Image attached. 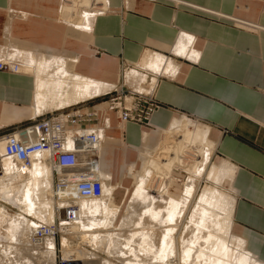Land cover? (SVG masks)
<instances>
[{"label": "crops", "instance_id": "crops-1", "mask_svg": "<svg viewBox=\"0 0 264 264\" xmlns=\"http://www.w3.org/2000/svg\"><path fill=\"white\" fill-rule=\"evenodd\" d=\"M62 6L63 2L61 17ZM58 8V0H0V60L12 62L23 52L24 64H29L32 52L55 56L65 59L73 73L115 86L119 66L137 68L146 54L164 57L153 72H159L154 87L158 107L151 119L153 130L165 133L175 119L182 117L208 127V140L221 162L218 166L225 163L232 171L228 184L234 195L230 233L264 264V0H105L88 30L63 19L75 31L58 21ZM83 40L89 51L61 53L65 48L81 49ZM35 84L30 72L0 70V138L29 125L42 110L54 106L42 103L38 108ZM95 98L86 99L90 101L85 106H101L112 123L110 112L102 107V98ZM138 127L126 123L119 142L138 144ZM143 139L144 144L152 142L148 133ZM107 140L101 150L102 171L111 181V156L117 142ZM111 185L114 205L128 207L136 188L123 189L132 193L117 205L114 199L119 189ZM122 217L116 216L113 225L120 221L114 227L121 226ZM233 225L240 236L232 233ZM121 232H113L106 244L98 243L95 249L102 244L111 251L110 257L120 261L118 257L127 254L124 250H132L126 247L132 239L136 246L129 244L140 252L139 237H132L131 231L124 237ZM92 251L80 252L82 264L87 257L103 258ZM178 257L180 260L181 251Z\"/></svg>", "mask_w": 264, "mask_h": 264}, {"label": "bare ground", "instance_id": "bare-ground-1", "mask_svg": "<svg viewBox=\"0 0 264 264\" xmlns=\"http://www.w3.org/2000/svg\"><path fill=\"white\" fill-rule=\"evenodd\" d=\"M71 1L70 6L67 3H63L65 8L63 5L61 13L64 18H62L83 30L90 29L94 16L100 9H103L102 6L105 3V0ZM98 4H101V6H97ZM75 7L78 8L79 12L71 14L72 9ZM10 56L13 57V55ZM23 56L25 57L26 55ZM29 57V64H23V69L20 66L19 70L21 72L25 70L30 72V75H34L38 108H40L42 103H46L59 106L62 109L64 105L103 95L106 93V88L111 87L73 73L69 70L67 63L64 62L65 59L63 61L58 57L46 56L37 52L30 53ZM163 60L164 57L146 54L137 68L155 72ZM138 74L140 73L138 72ZM141 75L145 78L143 74ZM127 76L129 77L128 82H132L136 78L135 75L127 74ZM120 126L122 127L123 125L120 124ZM207 133L208 127L185 117L183 119H175L172 122L170 128L165 132V138L163 137L161 141L162 144L160 143L161 145L158 148L146 152V160L141 175L137 180L136 191L132 197V202L128 205L121 219L119 228L112 226V222L117 216L118 208L112 204L114 191L110 177L102 171L104 164L101 156V145V160L98 164L97 173L104 179V197L77 201V220L73 225L66 227L67 229L60 234V246L64 255L67 254L68 257L72 253L75 245L73 242L74 233L75 237L82 239L83 242L89 241L92 243L94 237H99L100 231L110 229L108 231L117 234L123 228L131 227L130 233L133 235L132 237H139L138 250H141L142 253H147L151 257L152 264H263L245 250L242 241L235 239L231 235L233 198L222 194L216 188H204L199 196L197 206L191 208L190 219H187L185 224L179 227L181 219L185 218L188 198L193 194V180H189L186 184L184 197L182 198L185 202L180 203L169 197L165 214L162 209H154L150 206L154 205L156 201L154 204L151 202L150 205L148 204L150 207L147 206L144 211V214L149 216V224L144 223L145 219H137L139 221L135 220L136 223L132 220L133 215L136 217L135 210L138 199L145 196L146 194L144 193L148 192L145 190L146 186L144 187V185L150 182L148 181L147 183L146 180V178L151 177L150 175L153 174L154 176V173H156L162 178H169L168 176L171 177L173 168L178 166L192 168V172L197 176H201L206 171V167L210 163L207 162L213 149V144L206 137ZM192 149L197 151V154H195V150L193 152L197 156L196 160L185 162L187 153H191ZM0 169L1 201L10 205H18L15 202L21 201L25 208L24 211L40 219L41 224H58L64 219L65 212L63 207H65L66 203L56 199L57 192L54 174L45 153L35 154L32 157L31 166L22 169L5 156V141L0 139ZM206 172L216 185L224 180L230 184L232 171L227 164L224 163L222 166L211 164ZM24 179L27 180L22 184ZM143 189L145 192H143ZM160 193L161 195H166V190L163 189ZM150 198V201L154 202V196ZM142 199H140V202ZM146 199L144 197L143 200L148 202L149 199L147 201ZM7 213L9 211L0 204V238L5 236L1 234L3 228H6L9 233L17 231L20 245L25 247L26 245H31L34 249L39 250L35 252L33 249V258L32 261L30 260V264H44L45 262L57 264V248L54 238L47 237L41 243L36 242L34 235L40 225L32 222H27L29 224H24L23 222L24 226L20 225L18 221L7 217L5 215ZM96 216L100 217L98 222L90 220ZM159 223L161 224V230L157 229V231H161V235L159 233L156 245L155 228ZM32 225L30 240L28 241L26 231ZM189 230H191V233H189ZM9 233L6 234L7 240L13 241L14 239L10 237ZM98 243H101V241L99 240ZM98 243H96V247ZM127 243L126 247L133 250L129 243L132 244L135 241L129 239ZM101 246L104 247L100 244V248ZM76 247L78 248L79 246L76 245ZM178 250L181 251L180 260L176 257ZM139 254L140 252L135 250L134 258L127 261V263L140 264L137 258ZM6 256L8 258L12 257V252H6ZM94 260L95 263L93 262V264H109L104 258ZM11 262L6 264H11Z\"/></svg>", "mask_w": 264, "mask_h": 264}, {"label": "built area", "instance_id": "built-area-1", "mask_svg": "<svg viewBox=\"0 0 264 264\" xmlns=\"http://www.w3.org/2000/svg\"><path fill=\"white\" fill-rule=\"evenodd\" d=\"M0 70L19 72V66L0 60ZM100 98L104 110L115 112L121 125L135 123L153 128L151 119L158 107L154 88L140 93L120 87L95 99ZM89 101L44 113L29 125L0 138L5 141V156L22 169L31 166L35 154L45 153L54 174L56 199L66 203L64 219L58 224H39L34 235L38 243L47 237L57 241L62 231L75 223L77 201L104 197V179L98 175L97 169L104 134L111 125L101 106H85ZM74 241L82 243L78 239ZM59 257L58 264H81L75 256L70 261L64 256Z\"/></svg>", "mask_w": 264, "mask_h": 264}, {"label": "rangeland", "instance_id": "rangeland-1", "mask_svg": "<svg viewBox=\"0 0 264 264\" xmlns=\"http://www.w3.org/2000/svg\"><path fill=\"white\" fill-rule=\"evenodd\" d=\"M58 1H59L58 16H57L58 21L63 23V25L67 26L69 29H72L73 31H75V29L70 27V24L73 26H74V24L66 23L63 20L64 17L62 16L63 17L62 18L61 15H59V10L61 8L62 2L65 4L67 3V5L70 6L72 1L71 0H69V1L68 0H58ZM97 6L100 7L101 4H98ZM64 8H65V5H64ZM77 9L78 8H76V7L73 8L71 11L72 12L71 14H76L77 12H79V10H77ZM99 11H101V9ZM70 43H73V42H70ZM87 44L88 43L85 40H83L81 49H79L78 46L76 49H74V47L65 48V49H61L62 50L61 53H65V51H63V50H68L70 52H74L75 50H77V51L78 50H82V51L88 50L89 51V49H87L88 48ZM23 55L24 54L21 53V55L19 54L17 56H14L15 62L12 61L14 64H19L18 66H19V68L21 66V69H23L22 68V66L24 64L23 61L26 58ZM5 61H8V60H5ZM19 71L21 72V70H19ZM23 71H25V70H23ZM116 72H117L116 74L119 75V82L117 80H115L114 81L116 83L115 86L107 87L106 93H108L110 91L118 90L120 87H124V90L136 91V92H140V93H147V92H150L152 90V88L155 87L156 82L158 80V76H159V72H156V73L145 72L144 73L143 70H140L139 68H136V67L132 68L130 70V69L122 68L119 66V69H117ZM135 72H137V73L139 72L140 74L137 75V73H135ZM143 73L145 74L144 75L145 78L141 75ZM148 73L153 74L152 78H148V75H147ZM127 74H130L132 76L135 75L136 78L135 79L132 78L133 81L132 82L129 81L130 82L129 83L128 82L129 77L127 76ZM134 81H135V83H134ZM96 103H100V101H97ZM56 109H57L56 107L51 106V107L45 108L39 114L42 115L45 112L47 113L48 111H52V110H56ZM59 109H61V108H59ZM109 112H110L111 119H112V123L110 122V125H111V128L113 127V129L115 128V130L113 131V129H112V131L107 130V132H105L102 144L105 145V143L108 142L107 139L116 140V142H117V144L114 145V149L112 151V156H111L112 161H111L110 168H111V172H112L111 182L113 185L117 186V189H119V191H116L114 202L117 205H120V202L122 200H124V201L128 200L129 196L132 193L129 190L124 191L123 189H125V188L126 189H131V188L134 189V187L136 188V186H137V180H138V178L141 175V172L143 170V166H144V163L146 160L145 155H146V152L148 151V150H145V148H151V151H152V149L155 148V146L159 142H161V139L163 140L165 133H161L160 131L153 130L154 128H147V127L139 126L138 127L139 131L136 133L137 136L139 137V143L138 144H136V145L130 144L129 145L128 143H124L123 140H122V142L121 141L119 142V140L122 139L120 132H123V133L125 132V124L122 126L121 129L118 130V127L120 126L121 123H119V120H117V118H115V115H116L115 112H113V111H109ZM183 118L184 117H182L180 119H183ZM193 121L198 122L196 120H193ZM144 133H148L150 135V137H152V142H148L147 144L143 143ZM207 135H208V133H207ZM178 136H179V134H178ZM206 137L208 139V136H206ZM103 145H102V147H103ZM140 149H141V151H140ZM194 150L195 149H192V152L190 151L191 153H187V158L185 159L186 160L185 162L192 161L193 159L196 160L197 156H195L193 154ZM196 152L197 151L195 150V154H197ZM101 155H102V151H101ZM133 163L135 165L132 169L131 165ZM207 163H209V164L206 167L207 168L206 171L211 166V164L218 165L221 163L220 160L215 156L214 146H213V149L211 150V157H210V159H208ZM107 164H108V161H107ZM189 168H188V166H184V167L178 166L176 168L174 167L172 172H171V177L168 176L169 178H162L160 175H158L156 173H154V176L152 174V175H150L151 177H148V179L151 178L150 180H148L146 178L147 183H148V181H150L148 184L145 183V185H144V187L146 186L145 187L146 189L145 188L144 189L146 191H148L144 194H146L147 196L145 195V196L141 197L140 199H142V198L144 199V197H146L147 199H149L148 200V202H149L151 199L150 197L153 198V196H154V198H153L154 202L151 200L148 203L142 199L143 201L141 200V202H142L141 203L140 199H138L139 201L137 202V207L135 210V216L136 217H134V215H133L132 220L135 221L137 219H143V220L145 219V221H148L149 216L145 215L144 211L147 209V206H149L151 204V202L154 204L156 201L155 204H160V205L154 204V205H150V206L154 209H159V208L162 209L163 213L166 211V207L168 206L167 204H168L169 197H172L175 201L180 202V203L185 202V200H182V198L184 197L183 194H184L185 189H186V184L189 180H193L192 182L194 183V190H193L192 196L188 198V202L186 205V211H185L186 212L185 218L183 217L181 219V221L179 223V227L184 225L187 219H190L191 208L194 206H197V203L199 202V196L201 195L204 188H206V187L216 188V189H218L219 192L228 196L229 198H232L234 196L231 188L228 186L227 181H225V180L221 181L218 185H216L209 178L206 171H204L201 176H197L196 174H194L192 172V168L191 169H189ZM0 171H1V169H0ZM0 176H1V174H0ZM26 180L27 179H24L22 184H24L26 182ZM146 180H145V182H146ZM54 183H55V181H54ZM144 189H143V192H145ZM163 189L167 190V193H166L167 195H161L160 191ZM194 191H195V193H194ZM159 193H160V195H158ZM147 199H146V201H147ZM161 199H162V201H161ZM131 200H132V198H131ZM15 203L18 205H10V204L4 203L0 199V204L3 205L9 211V213L5 214L7 217H9L10 219H14V220L18 221L19 224L20 225L22 224L23 226L25 223L29 224L27 222H32V223L37 224V225L41 224L40 219H38L36 216L24 211L25 208L21 204L22 203L21 201H18V203L17 202H15ZM129 203H128V205H129ZM112 204L114 205L113 201H112ZM126 209H127V207L121 206V208H118V212L116 214L119 215L120 217H122L124 215V213L126 212ZM21 219H22V222H21ZM90 220H92L93 222H95V221L98 222L100 220V217L96 216L94 218H91ZM119 221H120V219L117 222H115L114 225L115 226L119 225ZM137 221H139V220H137ZM23 222H24V224H23ZM114 225H112V226L114 227ZM25 226H27V225H25ZM160 226H161V224L159 223V224H157V226L155 228L157 235L159 232V231H157V229L161 230ZM32 227H33V225L30 226L26 231V234H27L26 238L28 241L30 240L29 238L31 235ZM24 229H25V227H24ZM108 230H110V229H107L106 231H100V233L98 234L99 237H94V239H92L93 244L89 241L83 242L82 239H78L77 237H75V233H74V235H73L74 240L78 239V241H81L82 243L79 244L78 242L73 240L75 245H74V248L72 249V253L68 257H67V254L64 255L63 252L62 253L59 252V250H60L59 247H61L60 246V240L61 239H57V241L54 239L55 244H56V248H57V262L56 263L58 264V258H60L59 256L64 255L65 260L70 261V260H72L70 258L75 256V258L82 264V259L80 260V255H79V252L82 250L84 253H87V252L94 250V251H92L93 253H96L99 256L110 260L113 264H123L124 263V262H122L123 260H125V261L132 260L134 258L135 250H131V251L130 250H128V251L124 250V252H127V254L124 255V256H127L126 259H121L124 256H120V257H118V258H120L119 259L120 261H118V259L110 257V255H109V252H111L110 250L107 251L102 246L99 250L95 249L96 243H98L99 240L101 242H103L104 244H106L108 237L114 236L113 232L108 231ZM7 231L8 230L6 228H3L2 233H1L2 235H5V236L0 238V264H6V263L11 262V261H15L13 263L11 262V264H30V260L32 261V258H33L32 254H33L34 247L31 245L30 246L26 245V247L24 245H20L19 240H18V236H19L18 232L14 231V232L9 233ZM129 232H130L129 229L124 230L121 232V235H124V237H126ZM7 233H9L10 237L12 239H14L13 241L7 240V237H6ZM189 233H191V230H189ZM232 233L237 235V236H240V234L238 233V229L235 225H233V227H232ZM156 238H158V237H156ZM157 243H158V240H157V242H155V244L157 245ZM76 245H78L79 247L77 248ZM93 245H95V247H93ZM134 246H136V243H134ZM7 247H8V249H7ZM134 249H135V247H134ZM34 251L37 252L39 250L34 249ZM139 251H140V254L137 257L139 259L138 260L139 263L140 264H143V263L152 264L151 259H150L151 257L147 253L145 254V253H142L141 250H139ZM6 252H12L13 256L8 258V256H6ZM99 253H101V254H99ZM178 254L180 255V251L177 253V257H178ZM111 256H112V254H111ZM115 260H117L118 262H116ZM93 262L95 263L94 259H91L89 257L86 258V264H93ZM44 264H48V262H45ZM83 264H85V263H83ZM126 264H128V263H126Z\"/></svg>", "mask_w": 264, "mask_h": 264}]
</instances>
